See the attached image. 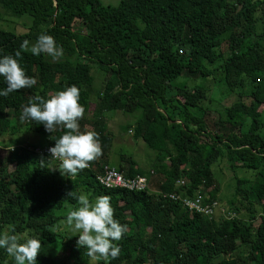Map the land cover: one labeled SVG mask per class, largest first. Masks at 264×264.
<instances>
[{"label": "trees", "instance_id": "1", "mask_svg": "<svg viewBox=\"0 0 264 264\" xmlns=\"http://www.w3.org/2000/svg\"><path fill=\"white\" fill-rule=\"evenodd\" d=\"M0 7L6 16L30 21L23 33L0 28V55L19 53V64L35 80L0 96V136H15L13 145L0 142V230L15 225L17 233L39 239L37 264H264V125L256 119V130H250L255 111L264 106V0H211L209 11L195 0H121L119 6L100 0H0ZM91 15L96 18L87 33L74 30L77 19ZM45 33L64 60L51 81L41 69L49 55L29 50ZM96 68L106 75L99 91ZM206 81L238 97L220 104L212 118ZM69 85L80 92V131H90V124L108 141L109 113L137 116L123 128L132 127L156 151L149 170L124 155L127 163L113 165L104 149L69 177L53 167L58 161H47L48 153L36 151L54 145L65 129L49 133L36 121H21L22 106ZM23 134L44 142L22 141ZM243 151L255 157L253 174L262 182L255 189L253 180L236 176V200L229 208L238 217L210 219L168 196L181 192L178 180L186 179L188 195L200 190L206 199L219 200L213 167L226 159L234 169ZM105 164L129 178L149 176V189L103 186L97 176ZM79 194L106 195L114 219L125 226L115 259L93 262L74 233L59 230ZM0 264H12L2 249Z\"/></svg>", "mask_w": 264, "mask_h": 264}, {"label": "clouds", "instance_id": "2", "mask_svg": "<svg viewBox=\"0 0 264 264\" xmlns=\"http://www.w3.org/2000/svg\"><path fill=\"white\" fill-rule=\"evenodd\" d=\"M32 55L47 54L53 58L61 55L52 36L40 34L30 47ZM19 53L0 55V78L5 87L0 88V96L29 88L35 80L25 74L19 64ZM80 92L75 85H69L45 97L39 95L22 106L20 120L26 119L42 124L45 131L65 129L48 148L49 159L58 163L53 166L61 175L71 177L88 166L100 154V145L92 131H80L78 120L84 113L79 103ZM43 162V161H42ZM71 195V192L68 193ZM74 208L67 212L65 223L77 237L76 245L86 250L89 258L95 262L115 259L119 255L116 241L121 239L125 226L113 217V208L106 195L96 196L90 200L86 194L73 197ZM0 249L10 258L12 264H37V254L41 251V242L27 233H17L15 225L0 230Z\"/></svg>", "mask_w": 264, "mask_h": 264}, {"label": "rangeland", "instance_id": "3", "mask_svg": "<svg viewBox=\"0 0 264 264\" xmlns=\"http://www.w3.org/2000/svg\"><path fill=\"white\" fill-rule=\"evenodd\" d=\"M202 3L206 10L211 9V0H195ZM101 3L110 4L113 6H119L121 0H100ZM121 10L125 12L128 8V3L123 4ZM96 16L91 15L87 18H80L77 19L74 24V30L77 32L87 33L94 24ZM30 23L29 19L26 17H12L6 16L4 10L0 7V28L6 30H12L16 32H25L27 31L26 28ZM183 30V20H180L178 23V32L182 33ZM226 48V45L224 46ZM63 57L59 55L56 58L48 56L47 60L42 62L41 69L46 72L47 74V81H51L54 79L55 75L60 73L63 70ZM95 74V90L99 91L103 88L104 81L106 79V75H104L100 70L97 68L94 69ZM202 85V84H200ZM203 86H207L210 88V95L213 100V109L215 112L210 113V117H216V109L220 107V104L230 105L235 102L238 97L236 94L228 96L226 94L225 89L223 86L218 82L206 81ZM38 88V85H35ZM247 102H250L249 99H246ZM91 114V113H90ZM108 132L112 139H108L102 134H99L97 131L94 130V127L90 124H87L86 127L96 134V138L99 142L100 149L102 152H105L104 149H107L109 152V159L110 163L113 165L125 164L126 159H122V155L126 157H132L138 162V167L142 170H149L151 165H153L154 160L157 156V153L154 149L149 147L142 139H137L133 135V128L130 127L127 131L124 130V126H132L135 123L137 118L136 115L132 114H125L123 112L117 113H109L108 114ZM255 121L252 123L250 130L255 131L257 127L256 119L261 120L264 125V106H261L253 116ZM213 120L209 119V124L211 128H214ZM264 136V129L260 130ZM19 138L23 141H38L43 143L44 140L42 137L38 135H19ZM13 140H15V136L4 134L0 136V142L4 145H13ZM18 140V139H17ZM20 140V142H22ZM19 142V141H18ZM256 159L254 156L250 155L249 152H241L239 158L236 162V167L233 169L230 167L227 160H223V162L214 165L215 172L217 174L218 183L220 185V193H219V201L224 206L229 208L231 203L236 200L235 197V187H236V176H241L245 178H250L253 180V187L257 189L262 182L261 179L257 178L253 174V169L255 168ZM255 176V177H254ZM259 179V180H258ZM260 181V182H259ZM155 187V186H154ZM152 187V188H154ZM155 189V188H154ZM94 197H90L89 199L92 200ZM231 209V208H229ZM59 230L61 232H67L69 235L73 234L70 230L69 226L65 223V220L62 221ZM63 256V255H62Z\"/></svg>", "mask_w": 264, "mask_h": 264}, {"label": "built area", "instance_id": "4", "mask_svg": "<svg viewBox=\"0 0 264 264\" xmlns=\"http://www.w3.org/2000/svg\"><path fill=\"white\" fill-rule=\"evenodd\" d=\"M50 146L38 147L37 152L48 153ZM49 154V153H48ZM89 167V164L88 166ZM153 172V171H152ZM97 180L100 184L107 188H125L129 190L142 191L149 189L150 177L145 175H139L134 178L126 177L125 174L118 170L116 166L111 164H105L103 170L98 174ZM187 180H178V185L183 190L181 192H175L168 194V196L176 201H180L184 207L188 208L191 212L201 213L210 219L222 218L233 219L239 216L237 211L227 208L219 200L206 199L202 191H197L194 195H188L185 191Z\"/></svg>", "mask_w": 264, "mask_h": 264}]
</instances>
